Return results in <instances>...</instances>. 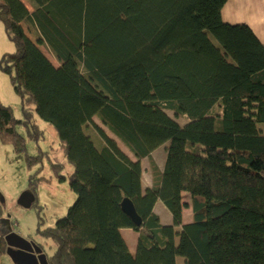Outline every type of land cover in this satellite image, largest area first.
Listing matches in <instances>:
<instances>
[{
  "label": "trees",
  "instance_id": "16d2710c",
  "mask_svg": "<svg viewBox=\"0 0 264 264\" xmlns=\"http://www.w3.org/2000/svg\"><path fill=\"white\" fill-rule=\"evenodd\" d=\"M26 1L0 0L15 45L0 68L21 103L20 118L0 103V136L26 151L17 128L43 136L37 114L72 167L73 203L51 226L39 215L47 263L264 264V43L222 19L227 0Z\"/></svg>",
  "mask_w": 264,
  "mask_h": 264
},
{
  "label": "rangeland",
  "instance_id": "374dc122",
  "mask_svg": "<svg viewBox=\"0 0 264 264\" xmlns=\"http://www.w3.org/2000/svg\"><path fill=\"white\" fill-rule=\"evenodd\" d=\"M24 2L31 9L27 1ZM39 47L56 62L45 46ZM14 48L15 45L7 36L0 20V58L4 52H12ZM0 103L10 106L14 117L20 118V97L14 90L9 74L1 68ZM34 117L43 131V136L37 140L28 138L21 126L17 128L26 138V151L19 152L13 143L2 140L0 136V230L5 236L7 247L0 256L1 264H48L47 258L53 253L54 244L50 238L38 232L39 215L43 218L41 228L51 226L66 213L75 197L68 183L72 167L66 162L56 132L37 114ZM152 156L162 167L164 147H158ZM60 163L63 166L59 167ZM142 165L143 179H149L148 160L144 159ZM31 182L34 185L33 193L29 188ZM34 197L36 200L33 203ZM154 209L162 223L171 221L170 212L160 201H157ZM183 218L191 219L189 208H184ZM127 229L122 228L121 233L127 240L130 251L134 252L137 232Z\"/></svg>",
  "mask_w": 264,
  "mask_h": 264
},
{
  "label": "crops",
  "instance_id": "0c3cea01",
  "mask_svg": "<svg viewBox=\"0 0 264 264\" xmlns=\"http://www.w3.org/2000/svg\"><path fill=\"white\" fill-rule=\"evenodd\" d=\"M221 17L228 23H246L264 43V0H227L222 7ZM149 180L143 179V184L146 185Z\"/></svg>",
  "mask_w": 264,
  "mask_h": 264
},
{
  "label": "water",
  "instance_id": "95a60500",
  "mask_svg": "<svg viewBox=\"0 0 264 264\" xmlns=\"http://www.w3.org/2000/svg\"><path fill=\"white\" fill-rule=\"evenodd\" d=\"M121 208L135 226L139 227L141 225L142 219L136 212L134 204L129 198H124L121 201Z\"/></svg>",
  "mask_w": 264,
  "mask_h": 264
}]
</instances>
